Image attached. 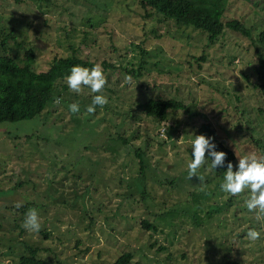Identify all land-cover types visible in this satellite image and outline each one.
<instances>
[{
    "label": "rangeland",
    "instance_id": "obj_1",
    "mask_svg": "<svg viewBox=\"0 0 264 264\" xmlns=\"http://www.w3.org/2000/svg\"><path fill=\"white\" fill-rule=\"evenodd\" d=\"M225 15L254 36L264 0H228ZM224 30L210 42L199 29L144 15L137 0H0V32L33 48L35 69L71 53L112 64L95 94L108 103L93 114L86 111L91 90L67 85L41 113L0 121V264H18L27 246L51 264H110L122 251L129 264H264V215L247 209L250 190L221 191L225 173L207 160L197 171L203 181L188 179L189 150L204 121L234 152L233 171L238 158L260 155L248 135L249 126L264 134V99L252 86L256 55L247 36ZM139 60V74L125 71ZM152 96L180 99L195 114L176 111L167 131L135 111L136 101ZM133 147L142 151L141 173ZM33 208L39 232L22 226ZM249 229L260 232L255 242Z\"/></svg>",
    "mask_w": 264,
    "mask_h": 264
},
{
    "label": "trees",
    "instance_id": "obj_2",
    "mask_svg": "<svg viewBox=\"0 0 264 264\" xmlns=\"http://www.w3.org/2000/svg\"><path fill=\"white\" fill-rule=\"evenodd\" d=\"M137 2L144 15L150 16L154 13L158 15L159 19L170 20L178 25H187L199 29L206 32L210 42L222 35L225 28H230L247 36L251 40L256 55V64L253 67L255 81L252 82V86L255 88L254 94L257 99H260L259 96L264 99V25L252 36L251 28L243 24L241 20L225 15L228 0H137ZM8 39H12L15 48L10 45ZM25 43L23 39L17 40L9 31L0 32V121L30 118L41 113L45 107L51 106L55 96L58 95L63 98L64 94L67 93L66 78L73 66L78 65L89 69L94 67L93 60L71 53L53 56L45 68L35 69L33 66V48ZM101 62L103 68L112 65L109 61L102 60ZM141 63L142 60H139L135 68L124 67V69L129 73L139 74ZM58 86L64 90L60 91ZM95 94L93 93L94 96ZM135 107V111L141 112L146 117H151L156 125L164 124L167 131H170L172 123L176 122L173 119L176 111L189 112L182 100L172 96L148 97L145 100L136 101ZM258 109L263 110L260 106ZM189 113L195 114V112ZM162 128L164 129V127ZM248 129L250 130L248 135L260 150L259 156L264 155V134H260L253 126H249ZM252 131L255 134H252ZM55 132L56 129L47 130L44 133L45 140L49 139ZM195 132L194 137L204 135L206 138H211V142L215 144V151L226 153L224 166L217 167L215 170L223 171L224 174L229 162L234 166L236 159L234 152L215 137L214 128L210 122L200 123ZM115 133V138H119L122 142L126 140L122 133ZM28 136L30 134H25V137ZM133 152L137 157L138 170L141 173L144 167L141 157L142 151L133 147ZM189 155L192 156L191 149ZM206 159L211 166V157L207 155V152ZM17 183H21L20 180ZM24 207L25 205H22V208L19 207V209H26ZM142 221V225H149L146 220ZM27 249L28 253L19 255L18 264H51L46 258L36 255L37 248L35 246H27ZM130 257L129 251H122L110 264H129ZM218 264L243 263L234 258H226Z\"/></svg>",
    "mask_w": 264,
    "mask_h": 264
},
{
    "label": "clouds",
    "instance_id": "obj_3",
    "mask_svg": "<svg viewBox=\"0 0 264 264\" xmlns=\"http://www.w3.org/2000/svg\"><path fill=\"white\" fill-rule=\"evenodd\" d=\"M66 79L68 87L76 93H80L84 87L89 88L92 93H102L107 84V77L99 64H96L91 69L78 65L73 66ZM107 103L106 96L95 95L91 105L87 106L86 111L89 114H93L96 106L103 107ZM69 110L72 113H78L80 111L79 104L72 103L69 106ZM206 152L211 157L212 170L224 166L226 153L215 151V144L211 142V138H206L204 135H196L192 140V160L188 164V179L195 176L200 181H203V176H197V171L208 160L206 159ZM220 187L221 191L231 196L250 190V196L245 201L247 209L250 212L264 215V155L258 156L256 153H250L238 158L236 171H233V165L229 162ZM16 206L20 207L21 205L18 203ZM22 226L31 232L40 231V216L36 209H29ZM246 238L251 242H255L260 238V232L255 229H249L246 233Z\"/></svg>",
    "mask_w": 264,
    "mask_h": 264
}]
</instances>
